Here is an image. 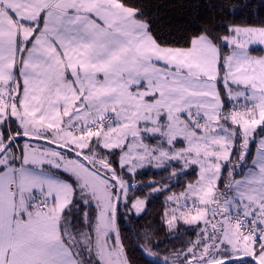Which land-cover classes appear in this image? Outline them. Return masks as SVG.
<instances>
[{
    "label": "snow or ice",
    "instance_id": "1",
    "mask_svg": "<svg viewBox=\"0 0 264 264\" xmlns=\"http://www.w3.org/2000/svg\"><path fill=\"white\" fill-rule=\"evenodd\" d=\"M0 264H264V0H0Z\"/></svg>",
    "mask_w": 264,
    "mask_h": 264
},
{
    "label": "trees",
    "instance_id": "2",
    "mask_svg": "<svg viewBox=\"0 0 264 264\" xmlns=\"http://www.w3.org/2000/svg\"><path fill=\"white\" fill-rule=\"evenodd\" d=\"M259 54V53H257ZM167 173H164L162 171L159 170H148L145 172V174L139 178V181L142 182H147L149 180H161L163 176H166ZM187 179L191 180V177H188ZM159 186V185H156ZM182 185L180 187L174 188L173 191L175 192H179L182 190ZM151 189L150 188H144V189H140L138 190V194L141 196V198H143V194L145 192H150ZM164 208V196H160L158 198H153L152 202L148 205V211H149V216H148V220H151L152 223L154 224V226H159L157 224V221L159 219V213L161 212V210ZM146 220H140L138 223L139 224H144L146 223ZM137 222L134 221V224H136ZM167 234L165 232H160L159 233V238L163 239ZM169 247L171 246V244L168 245Z\"/></svg>",
    "mask_w": 264,
    "mask_h": 264
}]
</instances>
